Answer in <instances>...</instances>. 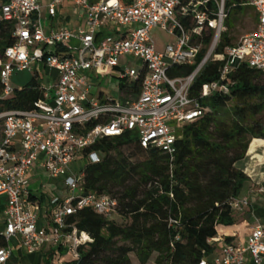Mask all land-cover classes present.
Wrapping results in <instances>:
<instances>
[{
	"label": "built area",
	"instance_id": "obj_1",
	"mask_svg": "<svg viewBox=\"0 0 264 264\" xmlns=\"http://www.w3.org/2000/svg\"><path fill=\"white\" fill-rule=\"evenodd\" d=\"M65 1L50 0L48 16L54 18ZM71 1L83 25L49 30L41 20L40 0L0 3V20L13 26V43L0 53V264H24L15 260L14 240L27 254L57 246L51 264H72L79 258L77 248L93 241L69 218L85 207L104 217L117 208V199L108 194L84 192L85 166L102 160L100 152L85 151L98 140L132 132L141 147L172 156L177 131L209 110L201 100L230 93V76L240 63L264 73V0L241 4L253 9L255 26L222 49L229 32L224 25L230 11L226 0ZM156 27L175 39L164 51L156 49L151 36ZM131 55L139 65L121 66L120 58ZM211 61L221 62L218 77L192 95L196 77ZM176 65H192L193 70L170 76L168 70ZM23 70L33 72L29 88L37 97L29 108L9 107L18 103L23 89L14 88L11 77ZM93 70H107L124 84L141 77L139 92L100 99L93 95ZM34 173L61 178L67 189L64 200L55 194L57 188L47 196V229L41 226V207L29 187ZM258 192L264 194V183ZM231 204L241 209L248 199ZM59 248L72 260L67 262ZM247 255L255 263L264 261V223H257L244 241L224 244L219 254L196 264H244Z\"/></svg>",
	"mask_w": 264,
	"mask_h": 264
},
{
	"label": "trees",
	"instance_id": "obj_2",
	"mask_svg": "<svg viewBox=\"0 0 264 264\" xmlns=\"http://www.w3.org/2000/svg\"><path fill=\"white\" fill-rule=\"evenodd\" d=\"M244 1L226 0V5L240 9ZM12 29L0 20V53L13 43ZM232 40L231 31L224 34L220 49ZM220 65L211 61L204 66L192 95L218 77ZM192 70V65H176L168 74L186 76ZM230 77V93L201 100L209 110L178 130L172 156L141 147L132 132L102 138L85 151L100 152L102 160L85 166L84 192L108 194L118 205L110 217L85 207L69 218L93 239L77 248L79 258L72 264H131L130 252L140 264L153 253L157 264H196L213 253L215 245L209 240L219 226L233 224L231 203L249 180L236 163L244 159L251 139L264 137V73L242 62ZM140 81L121 84V95L138 93ZM31 85L24 86L18 103L9 107L29 108L37 97ZM53 252L45 255L44 264H50Z\"/></svg>",
	"mask_w": 264,
	"mask_h": 264
},
{
	"label": "crops",
	"instance_id": "obj_3",
	"mask_svg": "<svg viewBox=\"0 0 264 264\" xmlns=\"http://www.w3.org/2000/svg\"><path fill=\"white\" fill-rule=\"evenodd\" d=\"M4 0H1L3 2ZM50 0H40V15L42 23L46 30L50 28L57 27H68V28H77L80 25H83V19L80 18L75 5L70 0L68 1L70 7L65 6L66 2L60 6L56 11V16L54 18H50L47 14V5ZM254 17L255 13L253 11ZM256 18L253 20V24L255 26ZM94 79V88L93 95L100 98L105 99L109 97H113L111 92H107L105 89L101 88L99 85V81L97 77L91 76ZM117 95H120V87ZM122 96V95H121ZM258 139L261 140L262 143H256L253 148V152L249 153L250 144L253 140ZM236 167L241 169L248 177L249 180L245 183L242 188L238 200L247 198L248 204L244 205L241 209H233V224L230 226H219L217 236L214 238L213 244L215 245L212 256L219 254L220 247L224 244H236L245 240L251 229L257 223H264V194L258 192L259 185L264 183V138H253L251 139L246 155L243 160L236 163ZM47 177L44 173H34L31 177L30 181V190L33 192L36 197H33V200L38 203V206L41 207L39 209V213L41 216V226L45 229L51 226L49 212H46V200L47 194L43 193V190L47 186ZM56 188L51 190L53 191ZM229 237L230 241H225L224 239ZM14 244V257L15 260H19L24 264H41L44 263L45 255L49 253L52 249L54 252L51 256L50 264L52 261L53 255L56 253L58 249L57 246H44L42 250L35 254H27L17 246V241H13ZM60 252L66 254L65 249L59 248ZM35 255L36 258L31 259L30 256ZM209 257V256H208ZM255 263V262H254ZM256 264H264V261Z\"/></svg>",
	"mask_w": 264,
	"mask_h": 264
},
{
	"label": "rangeland",
	"instance_id": "obj_4",
	"mask_svg": "<svg viewBox=\"0 0 264 264\" xmlns=\"http://www.w3.org/2000/svg\"><path fill=\"white\" fill-rule=\"evenodd\" d=\"M68 1L70 0H67V2L65 1L66 2L65 6L70 7ZM247 11L253 13V9L251 7L248 8L245 6H241L240 9L230 8L229 17L224 21V25L227 27L229 31L232 32L233 35L232 42L234 43L237 42V40L241 36L250 32L254 28V24H253L254 22L252 20L253 17H251L250 13H246ZM151 36L153 38V41L155 42V46L158 51H164V48L167 44H174V40H175L174 37L168 35L166 31L162 30L159 27H156L151 31ZM139 62L140 60L136 58L134 59L132 55L128 57L126 56L122 57L120 58L119 61L121 66L128 64L133 67L135 66L137 67L139 65ZM89 75L97 77L98 81L100 82L99 85L101 86V88L105 89L107 92L108 91L111 92L113 97L115 98L118 97L116 93L118 92L120 85L124 84L123 80H119L117 78L109 76L107 70H105L103 73H98L95 70H93L89 72ZM41 77L45 82L47 81L45 76V70L41 72ZM32 79H33V72L31 70L18 71L14 73V75L11 77V84L14 88L17 89L19 87H24L30 84ZM121 101L124 102L123 100ZM231 104L232 103H229V106H231ZM256 143H262V141L258 139L253 140L252 143L250 144L249 153L253 152V148L256 145ZM129 153L130 152L126 150V154L128 155ZM45 181H47V186L43 190L44 194H47L49 197H51L52 194L51 190L54 188L55 185L57 188V191H54L55 194L58 195L60 194L62 200H64L67 197V189H65V187L63 186L61 178H46ZM113 218H116L117 221L120 222L122 221V218L118 217L117 215H113ZM121 243L122 242H119V244ZM62 256L66 259L67 262L72 260L71 255H67L64 253ZM128 256L131 264H140L134 252H130ZM211 256L212 254L209 256V258H212ZM156 257H157V253H153L146 264H157L155 262ZM30 258L33 259L36 258V256L33 255L30 256ZM244 264H256V263L251 261L249 255H247V260Z\"/></svg>",
	"mask_w": 264,
	"mask_h": 264
}]
</instances>
